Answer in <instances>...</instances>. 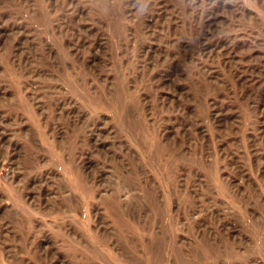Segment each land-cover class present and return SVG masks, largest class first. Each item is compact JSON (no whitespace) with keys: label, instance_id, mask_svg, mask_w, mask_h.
Instances as JSON below:
<instances>
[{"label":"rangeland","instance_id":"rangeland-1","mask_svg":"<svg viewBox=\"0 0 264 264\" xmlns=\"http://www.w3.org/2000/svg\"><path fill=\"white\" fill-rule=\"evenodd\" d=\"M0 264H264V0H0Z\"/></svg>","mask_w":264,"mask_h":264}]
</instances>
